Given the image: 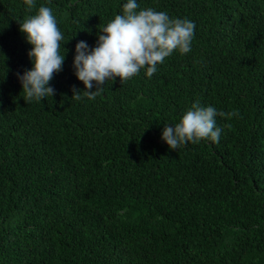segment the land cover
Segmentation results:
<instances>
[{
  "label": "trees",
  "instance_id": "trees-1",
  "mask_svg": "<svg viewBox=\"0 0 264 264\" xmlns=\"http://www.w3.org/2000/svg\"><path fill=\"white\" fill-rule=\"evenodd\" d=\"M125 3L36 0L67 53L55 96L25 103V5L0 0V264H264V0H137L194 22L191 52L72 99L76 44ZM197 100L240 116L170 150L164 126Z\"/></svg>",
  "mask_w": 264,
  "mask_h": 264
},
{
  "label": "clouds",
  "instance_id": "clouds-1",
  "mask_svg": "<svg viewBox=\"0 0 264 264\" xmlns=\"http://www.w3.org/2000/svg\"><path fill=\"white\" fill-rule=\"evenodd\" d=\"M23 3L26 15L19 23V31L31 45L27 55L32 68L25 70L23 75H16L25 94V103L41 102L56 94L50 81L63 70L67 49L63 48L61 54L64 35L52 9L41 5L32 14L36 0H23ZM195 27L191 20L170 18L166 12L150 7L139 9L137 0H127L122 14L115 15L100 30L95 47L90 49L86 41L76 44L74 75L83 83L84 91L73 87L72 99L79 101L86 97L95 100L107 81L114 82L119 78L121 83L127 82L142 69L151 78L158 66L174 52L180 55L191 52ZM239 116L236 110L218 112L212 106H202L197 100L178 123L164 126L161 139L173 151L204 140L219 143L223 129L217 126V117L230 120ZM226 127L231 128V125Z\"/></svg>",
  "mask_w": 264,
  "mask_h": 264
}]
</instances>
